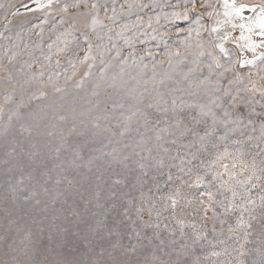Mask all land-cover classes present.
Listing matches in <instances>:
<instances>
[{
  "label": "snow or ice",
  "instance_id": "obj_1",
  "mask_svg": "<svg viewBox=\"0 0 264 264\" xmlns=\"http://www.w3.org/2000/svg\"><path fill=\"white\" fill-rule=\"evenodd\" d=\"M222 7L224 19H214L210 28L202 25L206 37L197 32L198 51L186 70H153L151 91L145 87L127 108L113 104L91 128L78 129L73 123L66 133L61 131L54 151L57 159L62 153L68 158L51 168L40 159L27 176L35 181L30 188L23 175L10 186L13 202L19 198L31 205L21 210L38 229H21L9 219V226L17 225L23 233L19 244L13 240L8 245L24 257L13 255L12 264H264V71L255 77L251 70L242 71L256 61L225 47L231 33H222L221 26L244 29L245 24L232 21L243 19L248 6L222 0ZM258 7L255 27L264 37V5ZM70 9L75 11L66 36L78 40L74 34L80 32L87 52L80 63L94 61L97 54L112 55L114 35L132 46L124 32L133 29L118 21L115 7L99 0H71L62 11ZM205 10L209 17L221 15L211 3ZM250 10L256 12L257 6ZM255 27L247 29L251 33ZM106 37L111 47L104 43ZM240 39L246 41L241 48L253 53L264 45L243 33ZM189 55L177 51L174 57L185 64ZM120 57L116 49L114 58ZM44 59L51 62L52 57ZM172 59L169 53V68ZM259 60L264 64V52ZM43 76L41 68L39 78ZM46 95L40 91L35 98ZM24 130L31 135V128ZM105 134L108 143L90 147ZM39 157V152L29 155L33 162ZM49 182L62 186L51 203L41 199V193L50 191ZM19 192L24 195L18 197ZM34 237H44L39 246Z\"/></svg>",
  "mask_w": 264,
  "mask_h": 264
},
{
  "label": "rangeland",
  "instance_id": "obj_2",
  "mask_svg": "<svg viewBox=\"0 0 264 264\" xmlns=\"http://www.w3.org/2000/svg\"><path fill=\"white\" fill-rule=\"evenodd\" d=\"M28 1L30 0H0V28L17 9L26 7L27 5L23 4ZM33 1L35 0L30 1L29 4ZM220 1L99 0L109 9L115 7L118 21L128 24L133 29L124 32L125 37H131L132 46L129 47L123 39L114 35L112 43L115 48L112 49V55L102 57L97 54L94 61L88 60L84 63H80V60H83L87 52L81 33L74 34L80 37L78 40L66 36L69 31L67 22L71 21L70 13L75 10L70 9L65 13L62 9L65 3L71 0L56 2L52 0L38 14H30L17 23L16 27L2 33L3 35L0 36V238H2L0 262L12 264V256L19 254L13 253L8 245L12 244L13 240L19 244L23 236L22 232L16 230L17 225L9 226V219H15L21 229L31 227L34 232L38 231L21 210L30 208L31 205H25L19 198L13 202L10 198V186L16 184L23 175L24 186L30 188L35 181H28L27 176L32 168L39 165L40 159H46L48 167L51 168L68 158L67 154L62 153L57 159L54 151L60 144L61 131L66 133L73 123L78 129L91 128L95 118L98 116L103 118L105 110L111 111L113 104L124 103L127 108L132 97L138 96L145 87L151 91L152 84L149 77L153 70L157 74L174 70L179 72L181 68L186 70L198 51L195 47L199 39L197 32L200 36L206 37L207 33L201 26L208 28L213 26L215 15L209 17L205 8L211 3L216 11ZM236 1L264 3V0ZM122 4L123 10L120 8ZM100 15L103 17L104 13L101 12ZM61 20L66 23L62 24ZM149 21L151 27L148 26ZM104 22L110 23L108 20ZM116 31L120 29L117 28ZM65 40H67L66 47ZM104 43L108 45L107 37ZM49 45L52 46L51 50ZM185 45L188 46L187 49ZM58 49L64 50L58 51ZM116 49L121 50L119 59L114 58ZM229 50L236 52L232 46ZM177 51L181 56L190 54L185 64H179L175 59L174 54ZM169 53L173 54L172 68L168 66ZM48 55L52 57L51 62L44 59ZM125 59L127 63L123 62ZM57 60L59 64L56 63ZM28 64L32 67H27ZM105 64L108 67H105ZM41 68L44 69L42 80L39 78ZM249 70L255 77L257 71H264V64L258 61L253 67L242 69L244 72ZM33 74L37 79H32ZM10 75L11 79H9ZM49 76H52V81H48ZM113 78H115V87L111 86ZM97 84L102 86L97 89ZM56 87L61 91L57 92ZM40 91L46 92L47 95L39 99L35 98L39 96ZM116 111L118 114L120 110ZM61 116L66 119L61 121ZM112 127L115 130V121L112 122ZM27 128L32 129L31 135L24 130ZM50 131L54 135L49 136ZM106 143L108 139L105 134L91 143L90 147L102 148ZM12 149L15 151L13 152ZM32 152L40 153V157L35 162L29 159ZM58 171L52 172L54 178ZM47 187L50 191L47 194L41 193V199L51 203L62 186L58 188L53 182H49ZM23 195V192L18 193V197ZM9 211H12V217L8 216ZM33 239L39 246L44 237ZM76 258H79V254ZM84 258L88 259L87 255ZM19 259L23 260L24 257L19 255Z\"/></svg>",
  "mask_w": 264,
  "mask_h": 264
},
{
  "label": "bare ground",
  "instance_id": "obj_3",
  "mask_svg": "<svg viewBox=\"0 0 264 264\" xmlns=\"http://www.w3.org/2000/svg\"><path fill=\"white\" fill-rule=\"evenodd\" d=\"M30 1L23 4V5H27L26 7L19 8L13 13V16L10 17L0 28L1 29L0 33H3L7 31L8 29L10 30V28L12 27L13 28L16 27L18 25L17 23H19L22 19L29 17L30 14L31 15L38 14L39 12L42 11L44 7H47L48 3L52 0H35L29 4ZM56 1L57 0H54V2ZM235 2L237 5H240V4L247 5L248 8H246L243 13V17H244L243 19L237 16L233 19L232 23H235L237 25L245 24L246 27L244 29H241L240 27L233 28L232 24L222 25L221 26L222 33L225 31L231 33V36L229 37V39L225 41V47L229 48L230 46H232L233 49H235L236 51L235 53H237V55H239L241 58L246 57L248 59H254L256 62H258L260 61L259 54L264 52V45L257 47L255 53H253L250 48H241V45H244L246 41L241 40L240 36H241V33H243L244 36H251V39L255 41L258 45H260L261 41L264 40V37H261L258 35L259 28L255 27V25L258 24V17L260 15L258 6L264 5V3L263 2H247V1L243 2V1H236V0ZM253 6H257L256 12H253L250 10L251 7ZM216 12H220L221 15L219 17L215 16V19L223 20L224 16H223L222 0L220 1ZM15 23L16 25L14 26ZM249 25H252L255 27V30L251 33L247 29V26ZM213 35L215 37L216 34H213ZM249 67H253V66L251 65L246 66L243 68V70Z\"/></svg>",
  "mask_w": 264,
  "mask_h": 264
}]
</instances>
